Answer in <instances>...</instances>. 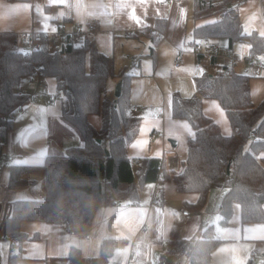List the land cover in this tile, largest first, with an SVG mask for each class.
Wrapping results in <instances>:
<instances>
[{"label": "trees", "instance_id": "trees-1", "mask_svg": "<svg viewBox=\"0 0 264 264\" xmlns=\"http://www.w3.org/2000/svg\"><path fill=\"white\" fill-rule=\"evenodd\" d=\"M247 1L193 0L192 17L196 22L215 17L194 27V47L199 39L222 38L231 46L246 42L251 60L264 57V34L246 31L240 16V7ZM166 27L167 20L158 18L153 28L141 31L158 44ZM33 34L42 48L26 55L21 34L0 32V160L8 131L13 127L8 115L30 102L16 93V87L36 73V66L43 70L45 78L56 79L62 119L77 132L82 143L45 158L41 165L45 173L42 199L14 201L12 213L4 222V235L13 242L8 264H17L22 258L23 243L29 238L21 230L22 222L43 221L59 224L68 232L88 233L99 209L139 204L147 184H155L157 204H162L163 185L156 186L161 175L163 183L173 180L179 192L198 195L197 201L186 203L193 208L205 206L212 188L226 189L220 205L221 226L228 225L236 204L242 225L264 223V99L258 105L252 102L248 74L233 68L226 72L223 66L214 74L196 77L197 93L193 96L173 94L172 117L188 120L195 133L187 139L186 160L178 171L169 174L163 156L131 158L128 154L141 123L138 112L131 110L132 74L126 69L116 73L113 58L102 53L90 35H85L81 44H63L56 34ZM115 78L122 81L117 102L109 90ZM205 98L219 101L233 134L224 135L204 113ZM29 168L12 165L9 187L23 186L27 180L22 175ZM219 241L213 224L191 239L174 235L167 240L157 264H169L173 258L179 264L182 257H189V264H212V252ZM124 243V237L104 238L99 254L85 260L81 249L72 246L68 259L70 264H113L115 249Z\"/></svg>", "mask_w": 264, "mask_h": 264}, {"label": "crops", "instance_id": "crops-1", "mask_svg": "<svg viewBox=\"0 0 264 264\" xmlns=\"http://www.w3.org/2000/svg\"><path fill=\"white\" fill-rule=\"evenodd\" d=\"M192 9L193 0H0V32L54 35L61 29L73 32L77 26L95 24L96 30L90 36L102 53L113 58L116 73L126 69L132 74L134 69H140V76L151 77L157 94L155 101H151V86L139 87L133 83L132 75L131 104L140 109L141 123L136 139L129 146V156L166 158V150L173 148L183 163L187 158V139L194 136L195 131L188 120L172 117L168 100L172 105L175 92L184 97L193 96L197 93L196 77L210 72L207 70L210 68H204L203 72L198 69L202 60L195 58L192 30L198 24L215 19L196 22ZM240 16L243 24L247 19L250 25V20L260 17L259 29L251 27L250 30L264 34V0H248L240 7ZM158 18H165L167 27L159 43L154 44L141 30L153 28ZM128 33L131 36L127 37ZM215 42L221 45L219 39ZM223 42L236 57L232 68L244 73L238 67L242 63L247 69L252 102L258 105L264 99V71L257 73L250 59L243 57L249 55V45L243 48L238 42L233 46L227 40ZM178 56L182 58V65L178 64ZM168 65L170 69L175 68V73L170 74L176 75L177 80L172 84L160 80L161 71ZM210 65L220 69L228 63L218 65L217 59ZM118 81V78L111 81L114 90ZM45 82L48 88L35 102H28L10 113L13 127L8 131L0 165V264H8L12 253L13 242L4 235V222L12 213L14 201L42 199L45 173L41 165L45 158L82 143L77 132L62 119V98L57 92L56 79L46 77ZM22 83L30 90L34 88L30 77ZM112 92L114 95L115 91ZM153 109L157 112L154 116L151 115ZM203 109L224 135L233 134L230 120L218 100L205 98ZM171 139L177 142L175 147ZM8 156L13 160L5 161ZM12 165L30 166L22 175L27 180L23 186L9 187ZM155 189V184H147L137 205L115 204L99 209L88 233L68 232L59 224L43 221L22 222L21 230L29 238L23 243V256L17 264H70L68 254L72 246L81 249L85 260L97 256L102 240L108 237L125 238L124 245L116 248L111 257L113 264H157L170 237L191 239L210 224L215 226L220 239L212 252V264H247L254 251L258 252V257L253 263L264 264V223L242 225L240 207L236 204L228 225L219 224L226 189L212 188L205 206L199 209L186 205L197 201L198 195L179 192L173 180L163 183L164 202L160 205L153 203ZM215 189H219L218 192ZM184 209L190 211L189 219L183 216ZM86 234L90 235L89 239ZM134 255L138 256V261L129 263ZM185 261L184 264H189V257ZM175 262L173 258L170 264Z\"/></svg>", "mask_w": 264, "mask_h": 264}, {"label": "built area", "instance_id": "built-area-1", "mask_svg": "<svg viewBox=\"0 0 264 264\" xmlns=\"http://www.w3.org/2000/svg\"><path fill=\"white\" fill-rule=\"evenodd\" d=\"M96 30L95 24H88L87 26H77L76 29L73 32H68L63 29L59 30L56 35L61 38V41L63 44H81L83 42L85 35H91ZM131 36V34H127V37ZM21 37L25 41V48H23L25 54L32 53L35 49L42 48V43L39 41L38 37L33 34V32H25L21 34ZM195 54L200 58V60L205 61L206 63H213L216 62V60L221 57L225 59V61L228 63L226 65V72H229L233 65L235 64L236 57L230 47H225L221 49L218 46L215 45H209L207 44L205 39H199L194 47ZM182 60L181 56H178V64L179 61ZM135 65V62H134ZM250 65L253 66L257 71V73H260L261 71H264V60H256L253 61L250 59ZM223 67V66H222ZM221 67V68H222ZM36 73L31 77L32 82H34V88L30 90L28 87H26L23 83H20L16 87V93L21 97H28L30 102H35L42 91L47 90V84L45 82V77L43 70L39 67H35ZM131 110L135 113L139 112V108L137 106H132ZM10 118V114L8 115ZM154 138V136H152ZM173 148L166 150L167 157V171L169 174H172V172H176L180 169L181 163L179 160V157L176 154H173ZM13 160L12 156L6 157L5 161L10 162ZM2 160H0V165L2 164ZM163 179L164 176L161 175V179L156 183V186H162L163 185ZM159 202V197L157 194H154L153 196V203L157 204ZM183 216H185L187 219L190 218V211L188 209H184L182 211ZM85 237L89 239L90 235L86 234ZM258 257V252L254 251L252 252L250 261L254 262L255 259ZM129 263H136L138 261V256L134 255L129 260Z\"/></svg>", "mask_w": 264, "mask_h": 264}, {"label": "rangeland", "instance_id": "rangeland-1", "mask_svg": "<svg viewBox=\"0 0 264 264\" xmlns=\"http://www.w3.org/2000/svg\"><path fill=\"white\" fill-rule=\"evenodd\" d=\"M255 19L256 20H250L251 21V25H250V23L248 22V20L247 19H245V21H244V29L246 30V31H251L250 29H252L251 27H255V28H257V29H259L258 27H259V25H260V22L259 21H261V19H260V17H258V16H256L255 17ZM217 39H219V41H220V44L221 45H219V44H217L215 41L217 40ZM223 41H226L225 39H222V38H215V39H210V40H206V42H207V44H209V45H215V46H218V47H220L221 49H223V48H225V47H227V46H223L222 45V43H224ZM236 44V43H235ZM238 44H241L242 46H243V48H244V46H248V44L246 43V42H238ZM195 53V52H194ZM249 54V53H248ZM195 56V55H194ZM197 55H196V60H197ZM239 58H240V56H238ZM243 57H247V58H249L250 59V57H249V55H247V56H243ZM249 59L248 60H246L247 62H249ZM253 61H255V60H253ZM197 62V61H196ZM224 62H226L225 61V59H223V58H221V57H219L218 58V65H220V63H224ZM242 62V61H241ZM179 64L180 65H182L183 64V62L180 60L179 61ZM238 64V63H237ZM169 66L170 65H168V68L167 67H164V70H162L161 71V77H160V80L164 83V84H172V83H174V82H176V80H177V78H176V75H174V77L173 76H171V74L170 73H175V68L174 67H172L171 69L169 68ZM198 66H200L198 69H199V71H204V68H210V69H207V70H209L210 72V74H214V73H216L217 72V70H218V66H213V65H210V64H208V63H206L205 61H201L200 62V64L198 63ZM213 66V67H212ZM238 67L240 68V71H242V72H247V69L246 68H243V66H242V63H239L238 64ZM177 70V69H176ZM127 71V70H126ZM236 71L237 72H239L237 69H236ZM250 72H251V70H249ZM249 71H248V73H249ZM240 73V72H239ZM140 74V69H134L133 70V73H132V75H133V78H134V80H133V83L134 84H137V85H139V87L140 86H151L150 87V91L151 92H153L151 95H153L152 96V99L153 100H151V101H155V99H154V96L155 97H157V94H156V91H155V89H154V87L152 86V84H151V82H150V78L151 77H149V75L148 74H146V75H143V76H140L139 75ZM138 75V76H137ZM111 82V81H110ZM112 83L113 82H111L110 84H109V89H110V86H111V89H110V92L111 93H113L112 92V90L113 91H115L114 89H113V87H112ZM118 84V83H117ZM116 84V85H117ZM115 85V86H116ZM150 105V104H149ZM168 109H170V111H171V102H169V100H168ZM145 107V106H144ZM141 113H142V111H141ZM156 110H151V115H156ZM233 132H234V130H233ZM174 154V153H173ZM182 164V163H181ZM150 186V185H149ZM215 188H218V187H215ZM221 188V187H220ZM218 190L219 189H215V192H218ZM216 195L218 194V193H215ZM216 200H217V198L215 197V202H216ZM185 259H186V257H182L181 259H180V263L179 264H184V261H185ZM171 260L172 259H170V261L168 262L169 264H170V262H171ZM186 262V261H185Z\"/></svg>", "mask_w": 264, "mask_h": 264}, {"label": "water", "instance_id": "water-1", "mask_svg": "<svg viewBox=\"0 0 264 264\" xmlns=\"http://www.w3.org/2000/svg\"><path fill=\"white\" fill-rule=\"evenodd\" d=\"M121 92H122V81H119L118 84L115 87V92H114V96H115V101L117 102L118 98L121 96ZM170 143L175 147L177 142L175 140H170ZM107 155H109V152L107 150Z\"/></svg>", "mask_w": 264, "mask_h": 264}]
</instances>
